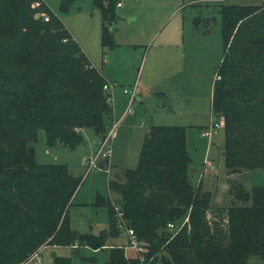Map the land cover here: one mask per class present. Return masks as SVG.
<instances>
[{
  "label": "trees",
  "instance_id": "trees-1",
  "mask_svg": "<svg viewBox=\"0 0 264 264\" xmlns=\"http://www.w3.org/2000/svg\"><path fill=\"white\" fill-rule=\"evenodd\" d=\"M73 1L60 0L59 9ZM93 1L103 20L101 44L112 47L104 21L118 0ZM218 12L223 57L211 108L222 120L224 164L229 174L264 169V0L220 4ZM106 81L44 0H0V264L26 263L43 245L103 248L118 233L114 205L160 264H256L255 257L264 264V184L233 186L224 225L210 223L212 194L191 182L182 125L151 124L136 165L109 181L112 205L97 197L108 207L107 229H71L68 208L81 178L65 163L37 162L31 142L41 129L48 145L74 149L85 126L101 141L113 110ZM185 215L172 235L165 224ZM126 263L121 247L107 251L106 264ZM51 264L71 262L52 255Z\"/></svg>",
  "mask_w": 264,
  "mask_h": 264
},
{
  "label": "rangeland",
  "instance_id": "rangeland-1",
  "mask_svg": "<svg viewBox=\"0 0 264 264\" xmlns=\"http://www.w3.org/2000/svg\"><path fill=\"white\" fill-rule=\"evenodd\" d=\"M59 1L44 0L89 62L112 84L114 107L112 121L101 140L103 150L110 148L109 155L99 156L94 165L81 162L82 158L93 157L101 146L91 127L81 129L82 142L74 149L63 144L48 145L41 129L31 142L37 162L65 163L74 176L81 178L68 208L71 229L94 235L107 229L108 207L95 201L99 196L112 205L117 195L109 188V181L136 165L151 124L185 127L186 149L191 158L189 177L193 184L200 182L203 189L211 191L207 219L218 227L224 225L225 208L234 201L233 186L242 184L249 189L263 185L264 169L227 173L222 155L223 128L212 126L219 120L211 108L212 84L223 57L218 8L224 3L259 4L262 0H121L120 6L112 2L108 15L112 19L104 21L110 29L112 47L101 44L103 20L100 7L93 0H74L65 11L59 9ZM134 85L139 98L132 101L130 111L118 121L128 104V94L123 89ZM114 123L112 136L109 132ZM203 131H210V136ZM103 159L109 161L97 166ZM204 161L212 162L213 167L206 168ZM113 209L118 233L104 241L103 248L91 249L76 242L71 246L43 245L35 251L37 256L31 255L23 264H51L52 255L69 257L71 264H106L107 251L115 246L123 249L126 264H132V259H137L138 264H160L152 258L158 253L148 256L149 247L142 241L139 250L127 246L125 227L130 226L123 216L124 225L118 226L117 210ZM186 220L185 215L179 224L173 222L176 228L168 229L167 223L165 227L174 235ZM252 260L262 263L256 257Z\"/></svg>",
  "mask_w": 264,
  "mask_h": 264
},
{
  "label": "built area",
  "instance_id": "built-area-1",
  "mask_svg": "<svg viewBox=\"0 0 264 264\" xmlns=\"http://www.w3.org/2000/svg\"><path fill=\"white\" fill-rule=\"evenodd\" d=\"M121 4H122V1L121 0H118L116 2V5L117 6H120ZM103 89H105L106 91H108L110 93L109 94V99L112 101V97H111L112 84L109 81H106V83L103 85ZM123 92L126 93V94H128V104H127V107H126V109L124 111V113L126 114V113H128L130 111L132 101L136 97V87L134 85L132 87V89H126V88H124L123 89ZM212 126H214L215 128L222 127V121H221V119L215 121ZM114 127H115V123L112 125V127L110 129V132H109V134L112 135V136H113V132H114ZM202 133L205 134V135L210 136V131H203ZM100 144H101V146L98 148L97 152L94 154L93 157L87 158V159L86 158H82L81 162L82 163H88L90 165H94L96 163V161L98 160L97 158H99V156L105 157L106 154L109 155L110 148H107V149L103 150V148H102L103 142L101 141ZM204 162H205L206 168H212L213 167L212 162H210V161H204ZM114 208L117 210L118 226L124 225V221L122 219V215H121V212L119 211L118 206L117 205H114ZM167 226H168V228L170 230L173 229V228H176V226L174 225L173 222H168L167 223ZM125 228H126V231L128 233V237H129L127 246L129 248H132V249H135V250H139V248H140L139 247V244H140L141 241L136 237V234H135L134 230L131 227H127L126 226ZM35 256H37L36 253H34L31 256V258L32 257H35Z\"/></svg>",
  "mask_w": 264,
  "mask_h": 264
},
{
  "label": "crops",
  "instance_id": "crops-1",
  "mask_svg": "<svg viewBox=\"0 0 264 264\" xmlns=\"http://www.w3.org/2000/svg\"><path fill=\"white\" fill-rule=\"evenodd\" d=\"M102 72V71H101ZM102 74H103V72H102ZM103 76H104V74H103ZM105 77V76H104ZM106 79V78H105ZM136 97L137 98H139V93H137L136 94ZM135 97V98H136ZM111 103H112V101H111ZM112 108L114 109V107H113V103H112ZM124 111H125V109L122 111V113H121V115L118 117V121L120 120L121 121V119L125 116V113H124ZM112 112H113V110H112ZM149 129V128H148ZM98 150V149H97ZM97 152V151H96ZM95 152V153H96ZM109 160L107 159V162H108ZM46 247V246H45ZM45 247H43L42 249H44Z\"/></svg>",
  "mask_w": 264,
  "mask_h": 264
},
{
  "label": "water",
  "instance_id": "water-1",
  "mask_svg": "<svg viewBox=\"0 0 264 264\" xmlns=\"http://www.w3.org/2000/svg\"><path fill=\"white\" fill-rule=\"evenodd\" d=\"M149 129H147V131H148ZM107 162V159H103V160H100V161H98V163H97V166H99V167H101L104 163H106Z\"/></svg>",
  "mask_w": 264,
  "mask_h": 264
}]
</instances>
